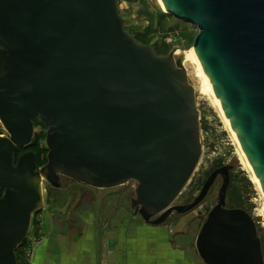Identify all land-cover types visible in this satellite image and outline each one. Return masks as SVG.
I'll return each mask as SVG.
<instances>
[{"label":"water","instance_id":"95a60500","mask_svg":"<svg viewBox=\"0 0 264 264\" xmlns=\"http://www.w3.org/2000/svg\"><path fill=\"white\" fill-rule=\"evenodd\" d=\"M198 27L193 50L264 190V0H163ZM118 0H0V264H18L42 179L134 187L152 225L197 207L216 178L218 201L196 238L205 264H264L256 222L227 207L231 165L214 169L193 201L173 205L202 155L200 110L180 59L131 34ZM48 126L47 163L17 149ZM44 174V175H43ZM157 216L156 218H154Z\"/></svg>","mask_w":264,"mask_h":264},{"label":"rangeland","instance_id":"374dc122","mask_svg":"<svg viewBox=\"0 0 264 264\" xmlns=\"http://www.w3.org/2000/svg\"><path fill=\"white\" fill-rule=\"evenodd\" d=\"M118 5L121 16L129 20L126 29L140 43L151 46L157 55L168 56L176 49L186 52L192 49L199 33L198 27L165 12L159 0H118ZM186 68L200 110L203 150L195 172L173 205H185L193 201L214 169L231 165L227 207L243 208L252 215L264 254V194L256 184L248 160L231 128L224 121L217 102L201 91L194 64L188 63ZM47 131L48 126L38 115L35 116L33 142L47 148ZM0 135H9L1 121ZM72 181L70 177L61 175V185L53 186L43 176L44 203L33 214L29 235L17 249L20 252L19 264H29L28 260L32 259L29 252L33 256L35 250L32 245L36 247L41 241L39 238L47 230L50 233L60 226L63 229H73L74 226L79 230L85 229L87 225L91 227L94 218L98 221L100 218L101 224L109 228L127 229L130 226L134 231L138 229L143 237H155L160 243L181 247L185 249L183 252L186 255L194 254L199 261L201 257L196 249V238L218 201L223 178L221 175L216 178L208 195L197 207L182 214L174 212L160 225H151L136 213L132 206V200L136 197L134 187L118 186L107 190ZM95 206L96 211H92Z\"/></svg>","mask_w":264,"mask_h":264},{"label":"crops","instance_id":"0c3cea01","mask_svg":"<svg viewBox=\"0 0 264 264\" xmlns=\"http://www.w3.org/2000/svg\"><path fill=\"white\" fill-rule=\"evenodd\" d=\"M90 225L81 230L77 226L47 230L36 247L32 245L29 264H203L194 254L186 255L185 249L143 237L133 227L109 228L100 218Z\"/></svg>","mask_w":264,"mask_h":264},{"label":"bare ground","instance_id":"6f19581e","mask_svg":"<svg viewBox=\"0 0 264 264\" xmlns=\"http://www.w3.org/2000/svg\"><path fill=\"white\" fill-rule=\"evenodd\" d=\"M159 1L161 2L165 12H168V8L165 5L164 1L163 0H159ZM173 55H174L175 58L181 60V62L184 65L185 68L187 67L188 63L194 64V66H195V69H194L195 70V74H196V76L199 79L201 91L204 94L209 95L212 98H214V100L217 102V104L219 106V109H220L221 115L223 116L224 121L231 128L233 134L235 135V137L237 139V136H236L235 132L233 131V129H232V127H231V125H230V123H229V121H228V119H227V117H226V115H225V113H224L219 101L217 100V97H216V95H215V93H214V91H213V89H212V87H211V85H210V83H209V81H208V79H207V77H206V75H205V73H204V71H203L198 59H197V57H196V55H195V52H194L193 48L191 50H189L188 52H186L183 49H176V51L173 53ZM186 70H187V68H186ZM187 74H188V72H187ZM188 77H189V75H188ZM195 93H196V91H195ZM0 121L2 122L1 118H0ZM33 122H34V119H33ZM237 141H238V139H237ZM248 163H249V166H250L251 170L253 171V168H252V166H251L249 161H248ZM253 174H254V179H255L256 184L260 187V190L264 194V190L260 186L254 171H253ZM78 182H81V181H78ZM81 183L85 184L84 182H81ZM85 185H88V184H85ZM88 186H91V185H88ZM91 187H95V186H91ZM42 188H43V179H42ZM96 188H98V189H110V188H114V187H110V188H107V187H96ZM43 196H44V192H43Z\"/></svg>","mask_w":264,"mask_h":264},{"label":"trees","instance_id":"16d2710c","mask_svg":"<svg viewBox=\"0 0 264 264\" xmlns=\"http://www.w3.org/2000/svg\"><path fill=\"white\" fill-rule=\"evenodd\" d=\"M26 151H33V152H35L36 158H37V161H38V164H39L40 167L44 166L47 163V155H48L47 148L40 147L38 143H35V142L32 141V143L30 145H28L27 147H19L17 149V158L20 157ZM0 192L2 193L3 192V189H0ZM19 255H20V252L17 250L18 264H19V260H20V256Z\"/></svg>","mask_w":264,"mask_h":264},{"label":"flooded vegetation","instance_id":"af4514ba","mask_svg":"<svg viewBox=\"0 0 264 264\" xmlns=\"http://www.w3.org/2000/svg\"><path fill=\"white\" fill-rule=\"evenodd\" d=\"M71 180H73V179H71ZM76 180H73L72 182H75ZM60 182V181H59ZM76 182H78V181H76ZM78 183H81V182H78ZM83 184V183H82ZM61 185V184H60ZM59 185V186H60ZM116 187H118V186H116ZM98 189V188H97ZM110 189H113V188H110ZM107 190H109V189H107ZM122 190V189H121ZM103 201V200H102ZM96 205V204H95ZM100 207H101V209H102V207H103V205H102V202H101V204H100ZM93 209H95L94 211H96V206L94 207V208H92V211H93ZM152 225V224H151Z\"/></svg>","mask_w":264,"mask_h":264},{"label":"built area","instance_id":"2783aa9c","mask_svg":"<svg viewBox=\"0 0 264 264\" xmlns=\"http://www.w3.org/2000/svg\"><path fill=\"white\" fill-rule=\"evenodd\" d=\"M29 255H30V258H32V254H31V252H29ZM29 255H28V256H29Z\"/></svg>","mask_w":264,"mask_h":264}]
</instances>
